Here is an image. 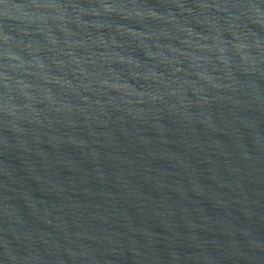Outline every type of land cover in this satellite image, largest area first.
Masks as SVG:
<instances>
[{
    "label": "water",
    "instance_id": "obj_1",
    "mask_svg": "<svg viewBox=\"0 0 264 264\" xmlns=\"http://www.w3.org/2000/svg\"><path fill=\"white\" fill-rule=\"evenodd\" d=\"M0 264H264V0H0Z\"/></svg>",
    "mask_w": 264,
    "mask_h": 264
}]
</instances>
